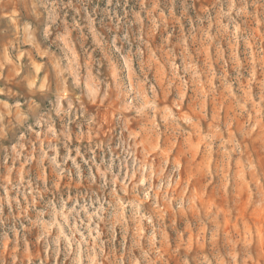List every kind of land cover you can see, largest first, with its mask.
I'll return each instance as SVG.
<instances>
[{
  "label": "rangeland",
  "instance_id": "374dc122",
  "mask_svg": "<svg viewBox=\"0 0 264 264\" xmlns=\"http://www.w3.org/2000/svg\"><path fill=\"white\" fill-rule=\"evenodd\" d=\"M0 264H264V0H0Z\"/></svg>",
  "mask_w": 264,
  "mask_h": 264
}]
</instances>
